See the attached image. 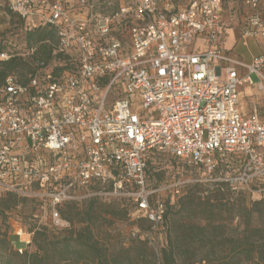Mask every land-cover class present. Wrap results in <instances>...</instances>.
I'll return each mask as SVG.
<instances>
[{
  "label": "built area",
  "instance_id": "2783aa9c",
  "mask_svg": "<svg viewBox=\"0 0 264 264\" xmlns=\"http://www.w3.org/2000/svg\"><path fill=\"white\" fill-rule=\"evenodd\" d=\"M223 2L120 0L106 16L87 0H7L27 31L53 28L55 43L25 83L8 76L0 87V196L40 198L56 229L69 227L64 204L124 198L131 220L149 226L132 238L147 242L157 264L156 238L184 182L150 187V154L167 153L264 205V118L238 109L239 88L255 85L250 75L264 94V54L246 65L218 46L229 26ZM242 3L241 36L264 40V0ZM119 16L131 19L125 40L113 35ZM229 163L235 170L224 169Z\"/></svg>",
  "mask_w": 264,
  "mask_h": 264
},
{
  "label": "rangeland",
  "instance_id": "374dc122",
  "mask_svg": "<svg viewBox=\"0 0 264 264\" xmlns=\"http://www.w3.org/2000/svg\"><path fill=\"white\" fill-rule=\"evenodd\" d=\"M87 1L89 4L93 5V12L109 16L113 15L120 0ZM6 3L7 0H0V41H5L10 50L9 54L19 59L18 65L10 71L9 75L23 82L28 79L34 63L39 59L28 55V51L23 42V29L21 28L18 18L8 13ZM113 21L116 24L113 35L125 40L126 28L129 27L131 19H125L119 16L115 17ZM238 39L240 40V36ZM254 41L255 40H253L252 43L255 44H250L248 47H243L240 44L239 47L241 51L246 55L252 56L261 49L260 54H264V45L261 47V44ZM227 53L229 54V52ZM249 58L248 56L244 58L242 55L236 56V59L242 60L248 64L251 62ZM245 72V69H243L242 74H245ZM250 78L254 84L259 81L258 77L255 75H250ZM117 98V89H113L108 98L109 106ZM240 99V106L244 107V100H247L249 103V105L247 103L249 106L248 111H250L253 109L252 104L255 102L256 111L260 114H264L263 109H259V106L264 108V98L261 95L255 92L248 95L247 91L243 89ZM149 159L151 161L148 180V185L150 187H156L168 182L180 181L184 182L181 187V193L184 192V194H188L201 190L204 197L209 195V190L215 188L212 184L213 181L209 180L201 170L185 166L182 163L175 164L172 162L171 156L167 153H154V155L149 156ZM229 164L231 167L230 170H235L233 164ZM221 172L217 173L216 177H218ZM96 191V186H91L87 189L88 194H93ZM246 197L240 192L230 191V193H227L225 191L224 201H227V204L226 207H221V212L216 216L218 222L221 224V227L217 230L209 229V231L204 232L196 228L204 225V210L197 202L185 211L177 215H171L169 217V222H171V233L173 235H182L186 238L182 243V248L177 252L176 264H203V259L211 263H219L228 257L229 260L233 259L232 264L236 263L238 258H232V255L229 254V249L233 246V238L242 235V218L236 206L244 205L249 207L252 202H256V200H250ZM1 198L2 196L0 199ZM161 198L162 200L166 199L164 196ZM122 200L128 203L124 198L100 196H89L78 202L80 208L89 206L92 201L97 202L96 207H98V212L89 215V219H91V228L99 244L106 247L113 255H118L119 253L127 251V249H132L136 243L131 235V232L135 228L133 225L134 221L130 220L127 215L119 213L123 208ZM232 204L235 206H232ZM109 207H114L118 213L107 214V211L110 209ZM175 210L176 209H174V211ZM263 221L264 218L258 219L254 216L252 225L257 226ZM34 228H45L51 240H60L63 237H67L71 229L70 225L65 229L53 228L50 224L48 211L46 210V203L45 201H41L40 198L18 197L15 206L9 209H0V241L5 237V239L10 242L8 246L9 250L16 249L21 250L20 252H33L34 247L31 243L32 233H30V231ZM76 228H78V224L75 223L73 229ZM20 229L22 232H20ZM138 229L140 232H143L145 226L139 225ZM27 234H29V236ZM28 240H30L29 243L25 244L24 241ZM156 245L161 254V250L165 245L164 231L157 236ZM8 253L9 252H6V254ZM0 255L5 254L0 252ZM115 260H117L119 264H132L129 262L128 256L117 257ZM0 264H3L2 259H0ZM140 264L157 263L155 257L150 255ZM240 264L250 263L240 262Z\"/></svg>",
  "mask_w": 264,
  "mask_h": 264
},
{
  "label": "trees",
  "instance_id": "16d2710c",
  "mask_svg": "<svg viewBox=\"0 0 264 264\" xmlns=\"http://www.w3.org/2000/svg\"><path fill=\"white\" fill-rule=\"evenodd\" d=\"M6 8L7 3H6ZM118 11L116 7L113 14ZM8 13L11 16V12ZM18 18V17H17ZM21 28L23 29V42L27 49L36 48L33 57L39 60L50 59V52L52 45L55 43V30L49 26H39L32 31L26 30L25 21L19 19ZM10 50L5 41H0V54L7 53L9 58L5 61H0V87L4 84L5 79L19 63V59L9 54ZM58 62L61 60L57 58ZM67 66L56 67V71L67 69ZM27 81V80H26ZM26 81H23L25 83ZM154 155V153L150 154ZM173 163H180L176 158L171 157ZM147 173L149 175L150 159L147 160ZM224 169H231L230 164H226ZM215 188L208 191L207 196L204 197L203 192L194 191L188 194L181 193L177 197L175 204L167 209L164 224L165 245L161 250L160 261L161 264H176L177 252L182 248V243L186 239L182 235L172 234L170 230L169 217L177 215L187 208H190L195 202L204 210V225L196 227L201 231H209V229L217 230L221 227L216 216L221 212V207H226L227 201H224L225 191L230 193L229 187L222 182L212 183ZM242 193V192H240ZM246 198L252 200L247 195ZM0 209H9L16 205L18 197L13 194L1 195ZM0 196V197H1ZM123 201V208L120 214L127 215L131 220L132 207L129 203ZM97 202L92 201L89 206L80 208L77 203L64 204L58 208L61 217L67 221L71 227L67 237L60 240L50 239L46 229L34 228L30 231L32 233L31 243L34 247L33 252H20L19 250H9V241L4 237L0 241V252L5 255H0L3 264H119L115 258L128 256V260L132 264H140L148 256H153L152 249L146 241L141 238H133L136 241L132 249H127L123 253L113 255L106 247L99 244L95 239L93 229L91 228L90 214H96L98 207ZM232 206H235L232 204ZM237 211L240 212L242 218V232L240 237L233 238V246L229 249V254L232 258H238L234 264L246 262L250 264H264V221L257 226L252 225L253 217L264 218V205L260 201L252 202L249 207L238 205ZM107 214H117L118 211L114 207H109ZM174 209H176L174 211ZM233 209V208H232ZM175 212V213H174ZM78 224V228L73 229L74 224ZM133 225L138 228L139 225H144L145 229L149 228L148 223L144 220L134 221ZM186 227V226H185ZM6 252H9L6 254ZM231 257V256H230ZM233 259L229 257L223 259L219 263H211L207 260H202L203 264H232Z\"/></svg>",
  "mask_w": 264,
  "mask_h": 264
},
{
  "label": "crops",
  "instance_id": "0c3cea01",
  "mask_svg": "<svg viewBox=\"0 0 264 264\" xmlns=\"http://www.w3.org/2000/svg\"><path fill=\"white\" fill-rule=\"evenodd\" d=\"M248 12H249V10L247 7L244 6V4L242 3V0H224L223 6H222V20L225 23H228L229 26L226 29V31L220 35L219 40H218V46L221 49L225 50L226 52H229V54L234 59H236V56L242 55V56H244V58H247V56L250 57L249 59H251V62H252V60L254 58L261 55L260 54L261 49L258 50L256 54L249 56V55H246L245 53H243L241 51V49L239 47L240 44L243 47H248V46H250V44L251 45L255 44V43H252L253 40H255L254 42L261 44V47H262L264 45V40L259 39V38H246L245 39L241 36L240 28L242 26V22H243L245 16L248 14ZM260 12L262 14L261 15L262 18L264 19V7L260 10ZM239 36H240V40L238 39ZM203 44H204L203 41H197L196 47L198 46L199 48H203L204 47ZM236 60H238V59H236ZM238 61H240L241 63L246 64V65H249L251 63L250 62L248 64L242 60H238ZM242 70L243 69L238 70V74L240 76H244L246 74V72H245V74H242ZM256 84L253 86H248V85L244 84L239 88L238 109H239L240 113L244 116L249 115L253 109H256V104H255V102H254V104H252L253 109H251L250 111H248L249 103L247 102V100L246 101L244 100V107L240 106L241 105L240 104L241 103L240 96H241V93H243V89H245L247 91L248 95L255 92L256 94H259L264 98V94L259 91ZM247 103H248V105H247ZM260 108L263 109V111H264L263 107L259 106V109ZM258 114H259V116L264 118V114H260V113H258ZM29 241L30 240L24 241V243L28 244Z\"/></svg>",
  "mask_w": 264,
  "mask_h": 264
}]
</instances>
